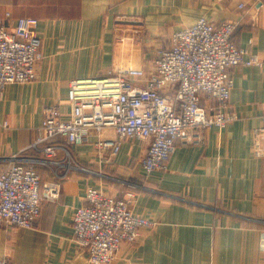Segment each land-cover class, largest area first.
I'll use <instances>...</instances> for the list:
<instances>
[{
	"label": "crops",
	"instance_id": "1",
	"mask_svg": "<svg viewBox=\"0 0 264 264\" xmlns=\"http://www.w3.org/2000/svg\"><path fill=\"white\" fill-rule=\"evenodd\" d=\"M6 14L10 22L38 20L42 45L35 80L0 90V173L19 162L34 165L43 181L54 173L62 179L59 199L43 202L31 229L0 224V260L88 264L72 217L89 187L117 193L101 173L111 165L126 179L141 176L133 210L156 223L135 244L123 245L114 264H264V158L252 150L253 130L264 126V0H0V20ZM200 18L233 23L235 45L263 62L231 70L235 117L226 128L200 129L195 142H177L166 169L149 177L140 164L149 142L125 141L112 157L96 153L94 133L82 146L57 141L86 170L68 165L62 154L60 166L41 163L44 155L32 146L44 111L55 106L68 113L70 81L146 65L175 32Z\"/></svg>",
	"mask_w": 264,
	"mask_h": 264
},
{
	"label": "built area",
	"instance_id": "2",
	"mask_svg": "<svg viewBox=\"0 0 264 264\" xmlns=\"http://www.w3.org/2000/svg\"><path fill=\"white\" fill-rule=\"evenodd\" d=\"M37 27L34 18L10 22L6 14L0 20V90L35 80L42 45ZM234 29L230 22L215 25L200 18L175 32L149 69H119L105 77L70 81L68 113L55 106L44 111L32 146L44 155L41 163L60 166L57 156L69 152L58 140L82 146L94 133L93 146L100 155H117L125 141L149 142L140 164L151 174L166 169L177 142H195L200 129L226 128L235 117L229 109L231 70L263 65L235 45ZM106 132L114 137H106ZM252 150L256 158H264V126L253 130ZM61 179L57 175L43 181L34 165L19 162L1 172L0 224L31 229L43 202L59 199ZM134 200L130 191L120 198L97 186L87 189L85 204L73 213L72 229L88 264H114L123 245L135 244L142 231L156 225L135 214ZM260 249L264 251V234ZM0 264L14 262L2 259Z\"/></svg>",
	"mask_w": 264,
	"mask_h": 264
},
{
	"label": "rangeland",
	"instance_id": "3",
	"mask_svg": "<svg viewBox=\"0 0 264 264\" xmlns=\"http://www.w3.org/2000/svg\"><path fill=\"white\" fill-rule=\"evenodd\" d=\"M152 56V55H151ZM156 56V54H154L153 55V57L151 58V57H149V58H144V59H142V60H147L145 63H146V65H141V66H135V67H144V66H146L147 68L146 69H149L151 66H152V63H153V59H154V57ZM150 62V63H149ZM113 156H116V155H112V157ZM62 157V159H64L65 158V161L67 162V164L68 165H73V166H76V170H78V169H81V170H86L87 169V167L88 166H86V164L85 163H83V164H79L78 162L76 163L74 160V157H73V155H71L70 153H69V155H62L61 156ZM109 159H107V161H108ZM41 161H43V158H42V160ZM63 161V160H62ZM112 163V160L109 162V164H111ZM45 166H47V165H45ZM51 167V166H50ZM69 168H73V167H67L66 169H69ZM52 169V168H51ZM108 170H107V172L106 171H101V173H103L104 174V176H105V178H106V180H107V185H109L113 190H116L117 191V193L115 192V193H109V194H111V195H113V196H116V197H120V198H122V197H124L125 196V194L127 193V192H129V190H131L130 192H133L134 193V195H135V197H136V194H135V192L137 191V188H138V185H140V184H138L139 183V179H140V177H135V175H132L133 177H132V179H126V177H125V173L124 172H122V171H118L117 169H113V168H111V165H109L108 166V168H107ZM79 171V170H78ZM143 171V170H142ZM54 172H57V170H55ZM144 173V175L146 176V177H149L150 176V174H146L145 172H143ZM154 173V172H153ZM153 173H151V174H153ZM55 174V175H54ZM53 175H54V177L53 178H56L57 177V175H58V173H54ZM144 175H143V177H144ZM59 176V175H58ZM145 177V178H146ZM143 187H150L149 185H148V182L146 183H144V185H143ZM118 189V190H117ZM136 189V191L134 192V190ZM146 189V188H145ZM133 190V191H132ZM139 190V189H138ZM125 191V192H124ZM123 192H124V194H123ZM138 192V191H137ZM120 194H123L122 196L120 195ZM134 206V205H133ZM133 208V207H132ZM134 211V210H133ZM142 216V215H141ZM146 218V217H145Z\"/></svg>",
	"mask_w": 264,
	"mask_h": 264
}]
</instances>
